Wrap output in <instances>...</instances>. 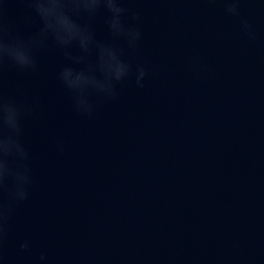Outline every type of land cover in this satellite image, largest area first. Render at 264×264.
I'll return each mask as SVG.
<instances>
[{
    "label": "water",
    "instance_id": "obj_1",
    "mask_svg": "<svg viewBox=\"0 0 264 264\" xmlns=\"http://www.w3.org/2000/svg\"><path fill=\"white\" fill-rule=\"evenodd\" d=\"M141 32L125 58L143 64L89 90L92 113L59 77L72 57L48 35L34 65L0 56V99L21 106L27 197L0 182L2 264H264V0H239L240 28L223 0H124ZM136 12L139 21L130 20ZM101 11L84 18L112 39ZM41 22L29 0H0V39H31ZM97 77L102 73L96 71ZM19 169L21 158L4 156ZM29 241L28 249L20 243Z\"/></svg>",
    "mask_w": 264,
    "mask_h": 264
},
{
    "label": "clouds",
    "instance_id": "obj_2",
    "mask_svg": "<svg viewBox=\"0 0 264 264\" xmlns=\"http://www.w3.org/2000/svg\"><path fill=\"white\" fill-rule=\"evenodd\" d=\"M228 13L239 17L241 31L249 38L256 39V33L252 24L246 17L240 15L239 0H223ZM35 15L41 22L39 32L27 41L14 38L10 41L0 39V56H8L19 67H31L34 58L31 50L35 46L42 45L48 35H51L56 44L67 49L70 45H77L82 52L89 53L94 49L95 62L89 63L84 57H72L71 53L65 54L76 63H84L85 67H75L67 64L60 70L59 77L65 87L76 94V107L89 116L92 113V105L88 99L89 90L115 96L114 85L129 77H135V83L143 87V78L146 76V68L143 64H133L125 58V48L135 51L141 32L136 23H130L129 9L124 0H29ZM103 11L106 23L112 37L110 41L103 42L95 39L93 30L84 18L91 19ZM136 12L130 13V20L139 21ZM96 71L102 73L101 77L94 75ZM21 106L14 100L0 99V182L6 175H13L15 188L13 198L22 201L27 197L26 186L30 183L27 166L23 160L27 158L25 148L19 142ZM15 154L21 160L19 169L12 170L4 156ZM4 213L0 211V218ZM30 243L24 240L20 243L21 249H28ZM2 264V257H0ZM38 264H47V257L42 252L38 258Z\"/></svg>",
    "mask_w": 264,
    "mask_h": 264
}]
</instances>
